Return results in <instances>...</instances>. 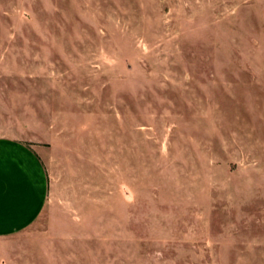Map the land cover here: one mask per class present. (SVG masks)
<instances>
[{"label":"rangeland","instance_id":"1","mask_svg":"<svg viewBox=\"0 0 264 264\" xmlns=\"http://www.w3.org/2000/svg\"><path fill=\"white\" fill-rule=\"evenodd\" d=\"M0 136L48 178L0 264H264V0H0Z\"/></svg>","mask_w":264,"mask_h":264},{"label":"crops","instance_id":"2","mask_svg":"<svg viewBox=\"0 0 264 264\" xmlns=\"http://www.w3.org/2000/svg\"><path fill=\"white\" fill-rule=\"evenodd\" d=\"M47 194L48 178L38 148L0 136V238L29 229L43 213Z\"/></svg>","mask_w":264,"mask_h":264}]
</instances>
